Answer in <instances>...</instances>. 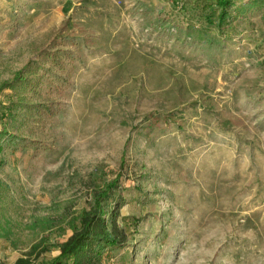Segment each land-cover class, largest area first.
<instances>
[{
    "label": "rangeland",
    "instance_id": "1",
    "mask_svg": "<svg viewBox=\"0 0 264 264\" xmlns=\"http://www.w3.org/2000/svg\"><path fill=\"white\" fill-rule=\"evenodd\" d=\"M194 1L0 0V83L72 53L58 116L5 126L27 144L0 152V264L39 244L50 264L118 176L134 225L103 264H264L261 11L241 0L227 36H197Z\"/></svg>",
    "mask_w": 264,
    "mask_h": 264
},
{
    "label": "trees",
    "instance_id": "2",
    "mask_svg": "<svg viewBox=\"0 0 264 264\" xmlns=\"http://www.w3.org/2000/svg\"><path fill=\"white\" fill-rule=\"evenodd\" d=\"M239 1L195 0L196 10L191 15L194 21L187 27L197 36L205 35L208 29H215L222 37L227 36L231 21L243 15L242 9L235 7ZM248 6L261 11V24L264 27V0H251ZM71 57L72 53L65 45L50 44L40 50L36 61L28 62L10 80L0 83V96L4 99L0 103V122L4 125L0 131V152L4 143L14 148L19 145L26 147L27 144L20 134L7 131L5 126L10 125L16 130L30 123L42 126L61 112L60 97L70 77V71L65 69ZM41 64L47 65L46 73L51 77L45 92L41 89V79H35ZM26 93L31 96L27 97ZM120 188L118 176L95 193L89 210L80 214L78 225L59 246V256L50 264H103L112 249L125 245L134 219L120 215ZM44 251L40 244L33 245L26 255L12 264H34Z\"/></svg>",
    "mask_w": 264,
    "mask_h": 264
}]
</instances>
